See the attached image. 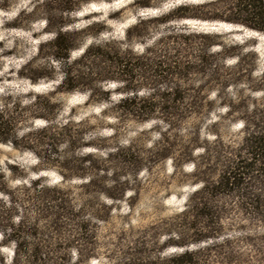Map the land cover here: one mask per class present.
<instances>
[{
  "label": "trees",
  "instance_id": "obj_1",
  "mask_svg": "<svg viewBox=\"0 0 264 264\" xmlns=\"http://www.w3.org/2000/svg\"><path fill=\"white\" fill-rule=\"evenodd\" d=\"M133 3L142 9H158L160 0ZM45 6V12L55 14H38L33 4L26 15L43 20L52 36L46 43L45 58L51 73L40 78L52 79L56 66L60 78L53 91L80 92L86 102L102 106V115L117 122H158L164 130H174L192 116L208 117L220 108L238 121L241 137L231 147L219 140L198 143L199 127L195 128L179 159L181 165L191 166L189 185L194 188L185 198L179 221L164 230L149 225L133 231L122 228L139 199L127 177L130 171L137 176L160 158L175 160L173 142L169 143L165 134L158 131L160 142L167 144L156 147L146 159L132 147L121 151V156L107 153L109 167L91 154L78 155L84 146H97L84 144L86 133L74 132L69 119L53 123L41 114L45 125L20 136L24 141L20 145L17 125L22 114L14 105L7 108L0 104V144L31 150L37 166V176L25 181L16 198L7 187V173L12 179L23 178V174L11 172L19 169L15 165H0V194L10 206H17L0 207V238L14 244L11 264H264V230L259 231L264 228V70L258 78L252 77L257 60L252 48L242 51L244 47L226 46L215 36L171 24L183 19L220 21L264 34V0L180 3L154 16L139 17L126 28L124 39L140 42L141 55L105 42L89 44L74 59L70 52L84 30L94 25L84 30L66 29L78 6L75 0H49ZM23 15L25 12H20L14 21ZM159 26L162 30L146 41L150 30ZM214 46L219 51L212 52ZM229 58L235 60L232 66L225 64ZM192 78L202 82L199 88L190 89L220 92L218 98L185 95L189 89L178 83ZM109 84L116 85L115 101L106 87ZM156 85L165 88L158 92ZM235 85L261 97H227V89ZM195 148L202 151L197 157L192 156ZM117 164L120 170L113 168ZM49 169L58 175L56 186L44 184L39 175ZM107 224H112V232L103 236L100 226ZM116 224L121 227L115 228ZM159 235L166 240L158 246ZM172 248L181 251L164 254ZM9 261L1 258L0 264Z\"/></svg>",
  "mask_w": 264,
  "mask_h": 264
},
{
  "label": "rangeland",
  "instance_id": "obj_2",
  "mask_svg": "<svg viewBox=\"0 0 264 264\" xmlns=\"http://www.w3.org/2000/svg\"><path fill=\"white\" fill-rule=\"evenodd\" d=\"M48 1L0 0V104L6 105L7 108L14 105L22 114V120L17 125V141L23 145L24 141L21 140L20 136L26 134L28 130L40 129L45 125L44 120L39 118L41 114L47 115L53 123L65 122L69 119L74 126V132L86 133L83 140L84 144L91 143L97 146V149L84 146L78 151V155L91 154L93 158H97L108 165L111 160L106 156L107 153H118L117 155L121 156L123 154L121 151H125L127 147H132V151L137 155L145 159L148 158L149 155L155 153L156 147L161 149L163 145L167 144V142H160L158 131L165 134L168 142L171 144L173 142L172 151L175 160L160 158L147 167H143L145 169H141L142 171L137 176L135 172L130 171L127 180L135 188L139 199L132 206L128 222L122 225V228H132L133 231L149 225L164 230L170 224L179 221L178 214L183 209L185 198L194 190L193 186L189 185L192 179L190 175L192 168L189 164L181 165L179 159L194 136L195 128L199 127L198 143L211 144L219 140L224 145L231 147L240 140L241 126L233 115L225 114V111L220 108H215L205 118L199 119L192 116L181 122L174 130H164L163 125L158 122H117L102 115V106L86 102L84 94L80 92L66 94L53 91L60 78L57 67L54 66L52 79L40 78V75L50 72L45 58L49 50L46 43L52 36L44 28L43 20L35 15H26L33 4H36L38 14L54 15L55 12L51 10L44 11L46 10L45 3ZM75 1L78 6L70 14L71 23L66 29L69 31L84 30L88 25L94 26L84 30L81 34L77 46L70 52V59L77 58L89 44H103L105 42H112L113 48H120L122 51L129 50L133 55H141L142 44L140 42L134 39L128 42L124 39L126 28L133 25L137 18L154 16L180 3L198 5L210 0H160L158 9L154 7L138 8L136 4H130L129 0ZM13 11L16 15L11 19H5V15ZM20 12H25V16H21L19 21L15 22V18ZM171 24L186 27L189 31L196 33L215 36L214 39L217 42L226 46L244 47L242 51L252 48L257 56L252 77L258 78L261 71L264 70V34L251 32L220 21L183 19ZM161 30L162 26L150 30L146 41L149 42ZM109 49L110 52L113 51L112 48ZM217 51H219V47L214 46L212 52ZM157 54L154 53L153 56ZM234 63L235 60L229 58L225 64L232 66ZM28 76L35 78L34 81L29 80ZM201 82L198 78H192L178 84L183 89H189L184 92L187 96H207L209 99H217L220 92L190 89L199 88ZM115 86V84L106 86L112 92V101L118 99V95L113 92ZM163 88L165 87L162 85L155 86L158 92H161ZM244 89L241 85L228 88L227 97L234 100L238 99L241 94H250L251 98L255 100L261 97L260 93H250ZM112 127L113 129H111ZM213 134H217V136L215 137ZM201 152V149L195 148L192 156L197 157ZM5 162L19 168L13 169L12 173L19 174L22 172L23 174V178L12 179L7 173V187L13 191L17 198L21 191L19 188L25 184V181L37 176L35 175L37 169L35 155L26 148H14L9 144H0V165L3 166ZM108 166L112 167L110 164ZM119 167L117 164L113 168L120 170ZM39 175L44 179V184L48 186L59 184L58 175L54 170L49 169ZM70 184L77 183L72 182ZM7 204L8 201L5 196L0 194V207L17 208L16 205ZM121 214L124 215V212ZM13 222L15 223L16 220ZM119 227L121 224H116L115 228ZM100 228L103 236L112 232V224L101 225ZM262 230L264 228L259 231ZM157 240L159 246L166 238L159 235ZM10 245L0 238V259L3 258L6 262L11 256ZM189 248L194 249L195 246ZM180 251L179 248H172L165 250L164 254ZM88 264L100 263L90 261Z\"/></svg>",
  "mask_w": 264,
  "mask_h": 264
},
{
  "label": "clouds",
  "instance_id": "obj_3",
  "mask_svg": "<svg viewBox=\"0 0 264 264\" xmlns=\"http://www.w3.org/2000/svg\"><path fill=\"white\" fill-rule=\"evenodd\" d=\"M138 2V0H137ZM129 3L132 4L133 3V0H129ZM21 7H23V5H20ZM16 15L15 11L13 12H9L5 15V19H11L12 17H14ZM10 247H14V244L13 245H10ZM9 264H11V261H9Z\"/></svg>",
  "mask_w": 264,
  "mask_h": 264
}]
</instances>
